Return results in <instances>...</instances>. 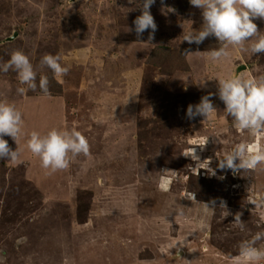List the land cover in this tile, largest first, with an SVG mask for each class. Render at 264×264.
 Here are the masks:
<instances>
[{"label": "rangeland", "instance_id": "374dc122", "mask_svg": "<svg viewBox=\"0 0 264 264\" xmlns=\"http://www.w3.org/2000/svg\"><path fill=\"white\" fill-rule=\"evenodd\" d=\"M140 3L0 0V63L22 50L37 84L47 76L50 91L37 87L21 96L16 89L26 85L17 73L0 71V100L23 113L25 133L75 128L90 144L89 156L52 174L27 149V135L19 141V163L0 159L4 264H236L241 241L264 231V208L249 203L264 195V165L235 175L217 167L234 143L254 140L225 119L216 79L264 74V53L233 52L222 65L208 61L206 53L219 47L214 37L200 45L182 41L203 25L202 10L189 0H155L154 38L148 40L151 29L138 37L133 21ZM254 22L264 32V20ZM45 54L59 55L69 73L57 80L41 68ZM209 93L217 113L188 119V105ZM190 147L206 160L201 168L211 160L216 176L206 169L197 175V162L182 155ZM213 201L214 210L205 206ZM238 212L244 231L233 224ZM20 237L27 242L18 244Z\"/></svg>", "mask_w": 264, "mask_h": 264}, {"label": "clouds", "instance_id": "9594fccd", "mask_svg": "<svg viewBox=\"0 0 264 264\" xmlns=\"http://www.w3.org/2000/svg\"><path fill=\"white\" fill-rule=\"evenodd\" d=\"M190 5L202 10L203 25L198 31H189L183 35V40L189 44L200 45L208 37H214L219 42L218 48H213L206 53L208 61L216 65H222L231 61L233 52L238 55L264 53V32L258 29L254 22L257 19L264 20V0H189ZM134 3V0H129ZM155 0H141L138 7L142 14L133 21L137 36H141L146 30L151 29L148 40L154 38L157 24L150 12V7ZM174 11V9H171ZM131 31L132 29H128ZM200 52V51H197ZM195 52V53H197ZM189 50L184 55L191 54ZM41 68L50 69L57 80L66 76L69 66L61 63L59 55L45 54L40 60ZM10 70L17 73L20 85L17 93L24 96L29 90L35 92L37 87L44 95H50L49 79L40 76L37 84V72L30 62L29 57L22 50H14L6 62L0 63V71L7 73ZM218 80V97L225 105V119L231 117L235 130L244 135L248 133L254 142L240 141L233 144L229 151L217 158L218 169L221 171L231 170L235 175L241 172L256 171L264 165V74L254 76L248 72H231L226 76L216 78ZM204 81L201 83L203 84ZM213 93L202 96L196 105H188L186 116L195 119L197 116L204 117L203 121L210 120L216 113L217 108L212 102ZM27 135L26 147L39 158L41 166L49 170V174L67 170L73 160L80 156L90 155V144L85 135L75 128L59 129L52 128L41 134L37 131L25 133L23 113L15 104L6 100H0V159L8 160L13 164L20 162L19 141ZM10 136L18 148L13 151L4 139ZM217 143H225L216 139ZM208 143L206 137L200 146L201 151ZM182 155L191 157L196 161L197 175L200 169H206L212 176H216V170L209 167L201 168L200 157L196 148L190 147ZM224 177L221 176L220 179ZM98 184H103V179L97 178ZM194 198H195V194ZM249 203L255 208H264V195L257 194L249 199ZM213 207L205 206L209 209ZM219 208L226 209V204L221 200ZM229 215L227 214L225 217ZM241 213H236L234 226L241 231L245 230V223L241 220ZM264 216V214H262ZM264 240V231L256 232L249 239L241 241L239 254L234 258L236 264H261L264 261V246H257ZM27 237H20L17 243H26ZM181 247L183 244L177 242ZM176 245L173 246L175 248ZM5 258L0 256V264H4Z\"/></svg>", "mask_w": 264, "mask_h": 264}]
</instances>
